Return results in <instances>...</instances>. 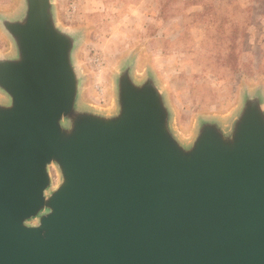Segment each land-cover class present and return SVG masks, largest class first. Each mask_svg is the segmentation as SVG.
Here are the masks:
<instances>
[{
	"label": "water",
	"instance_id": "obj_1",
	"mask_svg": "<svg viewBox=\"0 0 264 264\" xmlns=\"http://www.w3.org/2000/svg\"><path fill=\"white\" fill-rule=\"evenodd\" d=\"M22 1L0 16V264H264V97L183 144L162 87L126 60L115 111H96L80 35L53 0Z\"/></svg>",
	"mask_w": 264,
	"mask_h": 264
},
{
	"label": "rangeland",
	"instance_id": "obj_2",
	"mask_svg": "<svg viewBox=\"0 0 264 264\" xmlns=\"http://www.w3.org/2000/svg\"><path fill=\"white\" fill-rule=\"evenodd\" d=\"M58 26L80 35L75 65L80 102L102 113L116 108L114 77L135 60L150 73L172 112V128L189 144L197 123L228 127L246 94L264 97V0H53ZM22 0H0L16 17ZM12 43L0 26V57ZM52 188L60 178L51 166Z\"/></svg>",
	"mask_w": 264,
	"mask_h": 264
}]
</instances>
